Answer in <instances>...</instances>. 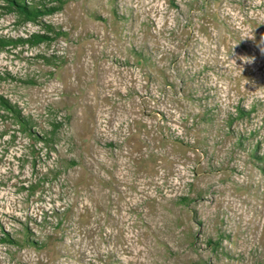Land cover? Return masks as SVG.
<instances>
[{
  "label": "rangeland",
  "instance_id": "1",
  "mask_svg": "<svg viewBox=\"0 0 264 264\" xmlns=\"http://www.w3.org/2000/svg\"><path fill=\"white\" fill-rule=\"evenodd\" d=\"M0 264H264V0H0Z\"/></svg>",
  "mask_w": 264,
  "mask_h": 264
},
{
  "label": "trees",
  "instance_id": "2",
  "mask_svg": "<svg viewBox=\"0 0 264 264\" xmlns=\"http://www.w3.org/2000/svg\"><path fill=\"white\" fill-rule=\"evenodd\" d=\"M21 3L16 1V5L21 7L22 12L25 13L28 16H36L37 12L39 11L38 6H32V7H26V6H21Z\"/></svg>",
  "mask_w": 264,
  "mask_h": 264
},
{
  "label": "clouds",
  "instance_id": "3",
  "mask_svg": "<svg viewBox=\"0 0 264 264\" xmlns=\"http://www.w3.org/2000/svg\"><path fill=\"white\" fill-rule=\"evenodd\" d=\"M250 62V61H249Z\"/></svg>",
  "mask_w": 264,
  "mask_h": 264
}]
</instances>
